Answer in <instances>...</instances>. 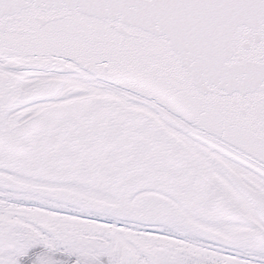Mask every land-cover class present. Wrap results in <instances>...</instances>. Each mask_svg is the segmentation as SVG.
Returning <instances> with one entry per match:
<instances>
[{"label":"snow or ice","instance_id":"snow-or-ice-1","mask_svg":"<svg viewBox=\"0 0 264 264\" xmlns=\"http://www.w3.org/2000/svg\"><path fill=\"white\" fill-rule=\"evenodd\" d=\"M0 264H264V0H0Z\"/></svg>","mask_w":264,"mask_h":264}]
</instances>
